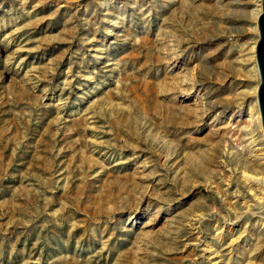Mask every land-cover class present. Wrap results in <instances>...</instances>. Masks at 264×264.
Returning a JSON list of instances; mask_svg holds the SVG:
<instances>
[{"label": "rangeland", "instance_id": "1", "mask_svg": "<svg viewBox=\"0 0 264 264\" xmlns=\"http://www.w3.org/2000/svg\"><path fill=\"white\" fill-rule=\"evenodd\" d=\"M261 12L0 0V264H264Z\"/></svg>", "mask_w": 264, "mask_h": 264}, {"label": "water", "instance_id": "2", "mask_svg": "<svg viewBox=\"0 0 264 264\" xmlns=\"http://www.w3.org/2000/svg\"><path fill=\"white\" fill-rule=\"evenodd\" d=\"M260 38L256 46V58L261 82L258 88V103L261 112L262 126L264 129V0H262V12L258 18Z\"/></svg>", "mask_w": 264, "mask_h": 264}, {"label": "bare ground", "instance_id": "3", "mask_svg": "<svg viewBox=\"0 0 264 264\" xmlns=\"http://www.w3.org/2000/svg\"><path fill=\"white\" fill-rule=\"evenodd\" d=\"M261 5V4H260ZM260 122V121H259Z\"/></svg>", "mask_w": 264, "mask_h": 264}]
</instances>
